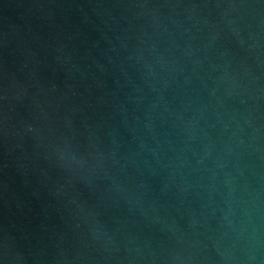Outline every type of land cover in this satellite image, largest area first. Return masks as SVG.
Here are the masks:
<instances>
[{"label": "water", "instance_id": "1", "mask_svg": "<svg viewBox=\"0 0 264 264\" xmlns=\"http://www.w3.org/2000/svg\"><path fill=\"white\" fill-rule=\"evenodd\" d=\"M0 264H264V0H0Z\"/></svg>", "mask_w": 264, "mask_h": 264}]
</instances>
